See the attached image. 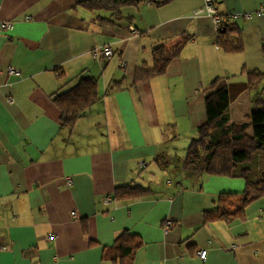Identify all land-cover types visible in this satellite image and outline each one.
I'll return each instance as SVG.
<instances>
[{
    "label": "crops",
    "instance_id": "0c3cea01",
    "mask_svg": "<svg viewBox=\"0 0 264 264\" xmlns=\"http://www.w3.org/2000/svg\"><path fill=\"white\" fill-rule=\"evenodd\" d=\"M80 1L0 0V25L14 23L0 28V245L11 246L0 249V264H120L104 252L125 230L142 240L133 264H264V197L230 220L208 218L220 194L242 193L246 180L188 175L174 147L207 122L206 92L217 78L230 90V123L250 120L264 93V82L244 87L248 71L264 73V0H216L220 13H253L232 21L242 51L224 49L212 18L194 14L204 0L143 1L118 15ZM183 42L163 74L137 77L154 68L157 47ZM102 46L111 58L94 56ZM83 77L97 81L101 99L70 129L54 96ZM172 171L180 180L159 182ZM136 184L151 191L114 198Z\"/></svg>",
    "mask_w": 264,
    "mask_h": 264
},
{
    "label": "trees",
    "instance_id": "16d2710c",
    "mask_svg": "<svg viewBox=\"0 0 264 264\" xmlns=\"http://www.w3.org/2000/svg\"><path fill=\"white\" fill-rule=\"evenodd\" d=\"M143 1L162 6L172 0H81L80 4L92 10L105 9L118 15L123 6L138 5ZM233 31L240 33V28L232 22L224 24L218 32V44L228 51H242V40L230 39ZM183 44L184 42L178 43L169 49L157 47L154 68L140 69L137 77L147 79L163 74L169 61L180 53ZM247 74L245 88H253L264 82V73L258 69L250 70ZM220 80L215 79L207 89V122L199 127L198 136L186 148L183 169L188 175H226L246 180L242 193L220 194L219 207L206 213L208 218L230 220L243 213L249 203L264 197V167L256 171L248 165L256 154L264 153V93H257L254 97L249 121L230 123V90L225 84H220ZM100 99L97 81L91 77L81 78L70 89L54 96L62 125L70 129ZM165 160L164 156L156 157L160 166L167 167L170 159ZM255 175L260 177L255 178ZM149 191V187L142 184L125 185L117 189L114 198L143 196ZM141 245L142 240L137 234L125 230L120 233L112 247L105 249L104 256L110 257V254H114L110 258L121 260L120 264H133L134 256Z\"/></svg>",
    "mask_w": 264,
    "mask_h": 264
},
{
    "label": "built area",
    "instance_id": "2783aa9c",
    "mask_svg": "<svg viewBox=\"0 0 264 264\" xmlns=\"http://www.w3.org/2000/svg\"><path fill=\"white\" fill-rule=\"evenodd\" d=\"M264 9H259L257 12L258 13H262ZM195 15H200V14H207L209 15L214 24L216 25V27L219 29H221L224 24L232 22L236 19L242 18V19H250L253 16L252 12H244V11H239V12H233V13H220L218 6H217V1L216 0H204V4L201 8L196 9L194 11ZM27 18H30V16H28ZM14 26L13 21L11 20H6V21H2L0 28L2 30H8V29H12ZM94 56L100 59H109L113 56V49L110 46H102V47H98L94 50L93 52ZM123 65V64H122ZM8 73L9 74H14V75H20L21 71L15 67H9L8 68ZM7 101L10 104H13L14 98L13 97H8ZM66 182L69 186H72L74 181L73 178L71 176H67L66 177ZM112 202V197H106L104 199V203L108 204ZM73 215H75L76 213L73 212ZM173 224V222L171 220H166L164 227L165 230L167 231ZM241 246L239 245H232L230 247V249H239ZM0 249L1 250H9L11 249L10 245H0ZM197 255L200 259L205 260L207 258V251L205 249H201L197 251Z\"/></svg>",
    "mask_w": 264,
    "mask_h": 264
},
{
    "label": "rangeland",
    "instance_id": "374dc122",
    "mask_svg": "<svg viewBox=\"0 0 264 264\" xmlns=\"http://www.w3.org/2000/svg\"><path fill=\"white\" fill-rule=\"evenodd\" d=\"M189 142L188 141L186 142V141L180 140V141H178V142L175 143V145H174L175 151L178 153L179 156L180 155L181 156H184L185 155L186 148L188 147ZM262 155L261 156H258V157L255 156V158L251 162H249L248 165L251 168L255 169L256 171L262 169L264 167V153H262ZM168 178L173 179L175 182H177L178 180H180V177H179L178 173H176L175 171L174 172L172 171V172H169L167 174H163V175L159 176V182H165L166 183L167 180H168Z\"/></svg>",
    "mask_w": 264,
    "mask_h": 264
}]
</instances>
